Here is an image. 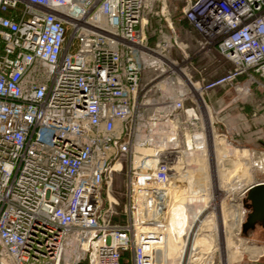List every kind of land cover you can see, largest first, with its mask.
<instances>
[{
	"label": "built area",
	"instance_id": "built-area-1",
	"mask_svg": "<svg viewBox=\"0 0 264 264\" xmlns=\"http://www.w3.org/2000/svg\"><path fill=\"white\" fill-rule=\"evenodd\" d=\"M242 77L264 87V0H0V264H168L176 166L240 148L213 113Z\"/></svg>",
	"mask_w": 264,
	"mask_h": 264
},
{
	"label": "rangeland",
	"instance_id": "rangeland-1",
	"mask_svg": "<svg viewBox=\"0 0 264 264\" xmlns=\"http://www.w3.org/2000/svg\"><path fill=\"white\" fill-rule=\"evenodd\" d=\"M226 90L217 91L220 104H215L214 108L218 109L231 101V107L229 108L231 115L229 117L225 116V111L219 114L213 113L215 119L223 117L224 122L231 126V139L240 148L264 149V87L258 83L248 82L245 77H242L237 87H231V91L227 94L224 92ZM215 126L218 127V132L222 128L220 123H215ZM210 162L209 157H204V160L194 157L191 164L204 165L210 168ZM242 163L249 168V174L243 169L241 170L239 164L231 159L223 161V170L219 174L222 186H224L225 181H228L230 185L241 184L236 189H230V195L225 196L224 202L228 222L226 229L229 236H231L229 256L231 257V254L234 253V259H230V264H264V221L253 215L254 210L251 200L248 199V193L242 195L245 185L254 180L263 179L264 175L261 171L255 169L251 162H248V164L242 161ZM126 172L127 170L124 168L123 172L114 173L111 186L105 188L103 192L104 199L108 200V197L118 199L120 205L117 209L119 212L122 211L123 205L127 201L125 195ZM168 192H171V189ZM182 194L183 200L181 203L185 201L188 192L183 191ZM213 218L201 227L200 232L215 236L213 257L215 264H223L222 252L220 246H218L219 236L215 227V217ZM122 219L123 216L117 218L119 221H122Z\"/></svg>",
	"mask_w": 264,
	"mask_h": 264
},
{
	"label": "bare ground",
	"instance_id": "bare-ground-1",
	"mask_svg": "<svg viewBox=\"0 0 264 264\" xmlns=\"http://www.w3.org/2000/svg\"><path fill=\"white\" fill-rule=\"evenodd\" d=\"M210 116V113L207 112L206 122L209 128L211 127ZM208 140L210 141L208 142ZM200 144V147L205 148L203 150L205 157L211 159L210 168L204 165L191 164L192 158L188 159L186 167L182 168L179 164L176 166L178 173L173 178L176 195L171 198L168 205L169 227L171 229L168 230L164 247L168 264H192L191 254H196L195 252L199 254L200 262L198 264H213L215 236L200 232L201 227L213 219V216L219 236L218 246L222 252L223 264H230V261L234 259V253L231 254V257L229 256L231 236L226 229L228 222L224 203L230 186L228 181H225L224 186H222L219 174L223 170L225 159L235 161L241 170L243 169L249 174V168L244 166L242 161L250 158V152L246 148L229 147L225 140L215 136L212 141L211 135L207 137V148L204 139L201 138ZM140 151L147 153L150 150L143 149ZM239 186L241 184H231V189H236ZM171 188H173V184L166 188L167 192ZM183 191H187L188 196L181 203ZM205 255L207 256L205 257Z\"/></svg>",
	"mask_w": 264,
	"mask_h": 264
},
{
	"label": "water",
	"instance_id": "water-1",
	"mask_svg": "<svg viewBox=\"0 0 264 264\" xmlns=\"http://www.w3.org/2000/svg\"><path fill=\"white\" fill-rule=\"evenodd\" d=\"M247 195L252 202L253 215L264 221V183L252 187Z\"/></svg>",
	"mask_w": 264,
	"mask_h": 264
},
{
	"label": "crops",
	"instance_id": "crops-1",
	"mask_svg": "<svg viewBox=\"0 0 264 264\" xmlns=\"http://www.w3.org/2000/svg\"><path fill=\"white\" fill-rule=\"evenodd\" d=\"M231 91V88L227 89L226 91H224L226 94L229 93Z\"/></svg>",
	"mask_w": 264,
	"mask_h": 264
}]
</instances>
